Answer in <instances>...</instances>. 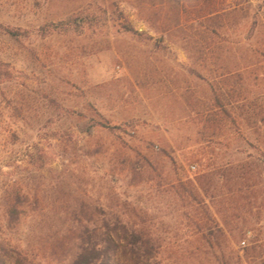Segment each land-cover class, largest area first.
Listing matches in <instances>:
<instances>
[{
	"label": "rangeland",
	"instance_id": "374dc122",
	"mask_svg": "<svg viewBox=\"0 0 264 264\" xmlns=\"http://www.w3.org/2000/svg\"><path fill=\"white\" fill-rule=\"evenodd\" d=\"M205 2L0 0V263L75 264L119 216L154 224L157 264H217L176 189L230 168L210 209L264 239V0Z\"/></svg>",
	"mask_w": 264,
	"mask_h": 264
},
{
	"label": "trees",
	"instance_id": "16d2710c",
	"mask_svg": "<svg viewBox=\"0 0 264 264\" xmlns=\"http://www.w3.org/2000/svg\"><path fill=\"white\" fill-rule=\"evenodd\" d=\"M202 1H206V4L198 10L202 17L217 18L221 14L222 8L217 0H176L178 15L189 16L190 5L194 6L196 4L193 2ZM125 28L133 30L129 25ZM7 30L13 35L17 34L13 29ZM230 170L232 172L233 168L225 170L226 172L222 171L219 175L201 173L195 179L179 184L176 190L181 200V214L189 220V226L196 232L202 233V239L197 241H202L214 251L217 264H264V239L254 236L252 229L248 228L240 230L237 236L234 229H231V223L222 224L210 209L208 201L215 203V200L221 198L226 201L235 197L234 187L228 188L225 192L219 185L221 181H226L228 185L232 184L235 176L229 173ZM26 200L17 193L15 203H6L5 211L11 225L19 224ZM191 205L194 208L193 211L191 210L192 213L189 210ZM197 205H201L202 209L205 208L206 218H200L196 213ZM230 209L231 207L226 208L227 211ZM91 226L83 225L84 234L75 264H157L159 241L154 233V224L148 221L124 220L118 216L102 224L95 223L93 227ZM237 241L240 243L238 249L235 247ZM199 250V247H196L193 253L198 256ZM7 254L13 257L11 251ZM16 260L18 264H31L23 257Z\"/></svg>",
	"mask_w": 264,
	"mask_h": 264
},
{
	"label": "built area",
	"instance_id": "2783aa9c",
	"mask_svg": "<svg viewBox=\"0 0 264 264\" xmlns=\"http://www.w3.org/2000/svg\"><path fill=\"white\" fill-rule=\"evenodd\" d=\"M190 170L191 171H196L197 170V166L196 165H191L190 166Z\"/></svg>",
	"mask_w": 264,
	"mask_h": 264
}]
</instances>
